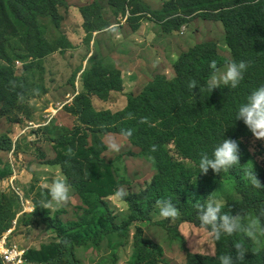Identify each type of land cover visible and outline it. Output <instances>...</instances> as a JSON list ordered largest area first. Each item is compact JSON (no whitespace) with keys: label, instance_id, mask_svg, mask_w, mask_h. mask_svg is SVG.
I'll list each match as a JSON object with an SVG mask.
<instances>
[{"label":"rangeland","instance_id":"1","mask_svg":"<svg viewBox=\"0 0 264 264\" xmlns=\"http://www.w3.org/2000/svg\"><path fill=\"white\" fill-rule=\"evenodd\" d=\"M111 1L113 5L109 0H59L58 18L52 14L40 16L33 23L37 28L15 17L0 27V67L9 66L28 87L14 103L0 102V169H12L10 175L0 177V234L18 218L10 237L13 244L28 251H41L44 245L55 243L63 245L46 251L50 256L40 264H135L132 236L121 238L114 233L101 243L64 244L58 230L43 223L47 210L41 209L39 202L47 195L46 185L56 178L66 179L72 200L66 207L51 210H59L64 220H79L86 214L84 202L59 164L58 153L68 154L71 149L73 155L83 157V150L93 145L94 133L103 141L109 134L120 140L118 153L106 149L102 156L113 165L117 190L123 188L126 197L144 190L157 171L155 160L150 161L132 139L120 138L117 127L89 128L82 112L84 97H89L90 108L95 111H123L130 97L140 96L158 76H176L174 64L180 55L207 41L215 42L218 52L232 59L224 27L212 19L213 14H208L210 19L204 13L185 16L182 9L165 11L174 0ZM93 4L97 9L89 10L84 17L81 8ZM176 16L187 17V23L167 31L165 21ZM86 22L89 32L84 27ZM29 30L33 33L27 35ZM36 40L46 45L48 54L32 56ZM95 62L121 70L125 90L106 99L90 95L83 87V77ZM250 139L237 142L240 157L248 153L249 146L261 154L259 146L264 140ZM170 147L175 160L185 161L172 143ZM260 157L264 160V153ZM213 193L221 206L240 198L227 186ZM109 201L118 224L132 216L125 200L113 195ZM34 206L37 208L33 212ZM247 214L256 213L252 209ZM151 219L141 226L147 238L163 246L166 262L162 264H219L189 256L216 254V241L206 230L184 221L180 214L174 221L165 220L157 206ZM253 247L264 250V237Z\"/></svg>","mask_w":264,"mask_h":264},{"label":"trees","instance_id":"2","mask_svg":"<svg viewBox=\"0 0 264 264\" xmlns=\"http://www.w3.org/2000/svg\"><path fill=\"white\" fill-rule=\"evenodd\" d=\"M58 2L59 0H0V27L9 24L10 19L15 17L23 18L37 28L33 23L40 16L52 14L58 18ZM109 4L113 5L111 0ZM91 9H97L96 4L81 8L84 17ZM168 9H182L185 16L204 13V17L210 19L208 14H213L212 19L221 22L224 27L226 45L232 59L223 57L215 42L207 41L180 55L174 64L176 76H158L140 96H131L123 111H95L90 108L89 97H84L82 112L84 120L88 119L89 128L132 129L130 139L143 148L144 155L153 157L157 171L144 190L124 198L132 216L118 224L109 198L114 195L119 183L113 165L102 156L106 150L105 144L94 133L93 145L83 150V157L58 153L59 164L84 202L86 214L79 220H64L61 219L59 210L50 209L46 211L43 221L58 230L62 242L74 245L89 241L101 243L114 233L121 238L132 236V245L136 251L135 264L166 262L163 246L147 238L141 226L143 222L152 220V211L158 199L170 197L182 219L196 226H199L198 212L193 203L197 200L203 203V199L223 186L236 190L240 198L222 205V212L232 209L233 215L238 212L247 214L253 209L258 214L264 209V189L253 188L244 178L242 169L244 165L245 168H252L253 164L258 179L264 185V160L260 157L264 153V143L259 146L261 154L252 151L249 146L248 153L240 157V166L227 172L214 174L209 169L203 175L198 167L200 153L207 152L211 155L213 148L223 139L237 142L253 139L244 122L235 120V117L239 106L246 102L250 92L264 85V0H174L167 4L165 11ZM185 16L167 19V31L187 23ZM56 23L59 20L56 19ZM84 27L89 32L87 22ZM32 33L29 30L27 35ZM33 52L32 56H43L49 53V49L40 40H36ZM213 60L220 68L231 61H245L249 68L235 89L222 85L212 93L199 92V88L189 91L187 85L190 79L197 80L200 85L205 84L210 73L209 64ZM83 87L90 95L106 99L112 93L125 90V78L121 70L95 62L85 72ZM27 90L22 77L16 76L9 66L0 67V102L14 103ZM129 113L133 115L132 119L127 118ZM143 118H147V122L142 123ZM171 143L176 153L185 161L174 159ZM152 145L157 146V151L150 152ZM11 173L10 167L0 169V177ZM162 222L167 226L166 222ZM170 230L174 232L173 229ZM240 239L244 238L239 234L222 236L216 241V256L235 252L233 244ZM61 246L63 245L60 243L44 245L41 251H27L26 258L33 264H40L50 256L46 251ZM245 247L248 253L244 264H264V250L254 249L249 240ZM189 256L210 262L218 261L214 257L192 253Z\"/></svg>","mask_w":264,"mask_h":264},{"label":"clouds","instance_id":"3","mask_svg":"<svg viewBox=\"0 0 264 264\" xmlns=\"http://www.w3.org/2000/svg\"><path fill=\"white\" fill-rule=\"evenodd\" d=\"M210 73L204 85H200L197 80L190 79L188 82L189 91L199 88V92H210L214 89L224 87L235 89L244 79V75L249 68V64L245 61H231L223 68L218 67L215 60L209 64ZM128 119H132L133 115L128 114ZM235 120H241L252 133L256 140H264V85H261L250 92L246 98V102L239 106ZM142 123L147 122V118L141 120ZM133 135L132 129H121L118 136L123 139H130ZM104 144L109 152L118 153L121 150L120 140L116 135H106ZM157 151V146L152 145L150 152ZM71 155V149L68 150ZM150 161L153 159L151 155L147 157ZM240 150L237 141L232 139H223L217 144L209 155L207 152L200 153L199 170L200 174L206 175L209 169L214 174H221L230 169L240 166ZM244 170V178L255 189H264L257 177L254 166L252 168H242ZM47 195L39 202L41 209L50 210L53 208L66 207L72 200L71 186L66 179H53L46 185ZM115 198L124 200L127 192L120 188L114 193ZM197 209L199 226L206 230L214 241H219L222 236H233L239 234L244 239L237 240L233 244L235 252L212 255L218 260L219 264H244V258L248 253L245 243L250 240L253 245L259 243L260 238L264 237V209L258 214H245L238 212L232 214V209L228 212H222L221 204L214 198V193L210 194L206 199L197 200L193 203ZM159 209V216L163 219L174 221L179 217V209L173 203L172 199L161 198L156 201ZM37 207L34 206L33 212ZM64 243H69L64 241Z\"/></svg>","mask_w":264,"mask_h":264},{"label":"built area","instance_id":"4","mask_svg":"<svg viewBox=\"0 0 264 264\" xmlns=\"http://www.w3.org/2000/svg\"><path fill=\"white\" fill-rule=\"evenodd\" d=\"M17 222L18 218L12 220L11 226L0 235V264H33L26 258L28 250L13 244L14 242L10 240Z\"/></svg>","mask_w":264,"mask_h":264}]
</instances>
